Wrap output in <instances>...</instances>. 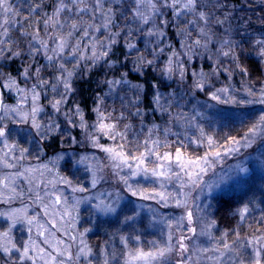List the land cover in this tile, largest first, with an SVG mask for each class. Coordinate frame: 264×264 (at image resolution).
Masks as SVG:
<instances>
[{
	"label": "snow or ice",
	"instance_id": "6c2138e0",
	"mask_svg": "<svg viewBox=\"0 0 264 264\" xmlns=\"http://www.w3.org/2000/svg\"><path fill=\"white\" fill-rule=\"evenodd\" d=\"M245 2L259 15L232 0H0V264H264V0ZM129 63L155 74L147 104ZM234 184L247 199L222 228L206 197Z\"/></svg>",
	"mask_w": 264,
	"mask_h": 264
},
{
	"label": "rangeland",
	"instance_id": "374dc122",
	"mask_svg": "<svg viewBox=\"0 0 264 264\" xmlns=\"http://www.w3.org/2000/svg\"><path fill=\"white\" fill-rule=\"evenodd\" d=\"M256 12L258 10L256 9ZM253 14V15H251ZM249 16H254V15H259L258 13H251ZM254 59H256L255 56H251ZM203 61H200L199 59H196L193 61V65L199 68ZM207 67H205V71H207ZM104 79V77H103ZM223 79V77H222ZM240 80L241 78L239 76L234 77L233 83L235 84L236 87L240 86ZM170 83V82H167ZM175 87V85H173ZM172 89H168V91H171ZM200 99H203L202 96L199 97ZM109 104H113V101L110 99L108 101ZM115 106L118 108L119 107V99L116 98L115 100ZM255 108H258L259 105L254 106ZM155 119L157 123H162V121L159 118V113L155 114ZM239 128V126H237ZM246 130V129H245ZM227 131V129H225ZM75 134V132H74ZM232 134H236L233 132ZM174 139V138H173ZM60 143V142H59ZM109 143H111L109 141ZM65 149H67V145H64ZM52 154H49V156ZM67 160V157H66ZM63 163V162H62ZM70 163V160L68 161ZM227 163H233L231 159L226 161ZM207 179V177H206ZM250 183L254 185L255 188H260L261 186V174L259 170L255 172V175L251 177ZM247 185H232L231 187L224 189V190H215L211 194L210 197H206V200L211 202V208L209 211L213 214L214 218L217 220V223L222 227H231L236 224V218L232 215V211L239 206V201L247 199V197L244 195V192L246 190ZM259 195V193H257ZM81 215L84 220H87V211H86V206L82 207L81 210ZM258 215V213H257ZM101 220L103 221H111V217H101ZM84 226H88L85 224ZM108 229L111 230L110 224L105 222L102 224V226L99 229H94V232L90 234L89 239L90 242L95 244V243H100L102 242L106 237L104 235V230ZM151 238V237H149Z\"/></svg>",
	"mask_w": 264,
	"mask_h": 264
},
{
	"label": "trees",
	"instance_id": "16d2710c",
	"mask_svg": "<svg viewBox=\"0 0 264 264\" xmlns=\"http://www.w3.org/2000/svg\"><path fill=\"white\" fill-rule=\"evenodd\" d=\"M260 0H256V3L259 4ZM232 3L235 4V7L239 10L241 8H243V11H238V15L245 17V16H249L251 13H253V11L249 10L247 8L246 2L245 0H232ZM231 6V5H230ZM258 12H259V8H257ZM255 12V13H258ZM253 15V14H251ZM169 33L170 35L168 36V40L171 41L175 46H179V38L175 36V30L174 29H169ZM140 45H143L144 41L143 39L139 40L137 42ZM123 44L121 43V45H118V48H122ZM119 55V52L117 53ZM256 59H254L253 57H249L248 61H246V63L248 64H252L255 63ZM20 61H16L14 63H10L8 66V70L11 71L13 74H15L16 69L20 66ZM131 68L132 65L129 63L127 65L126 68L122 69V71H129L131 72ZM154 73H151V71L149 70V75L147 76H139V79L137 80V76L138 74L135 72H131V77L133 79V82H139L141 84H144L145 87V92L147 93V100L145 101V104H147L149 101H151L152 99V90L150 89L149 85L154 83L155 81L152 79V77L154 76ZM103 79V75L100 74H94L92 75L90 78L86 77L83 81L80 82L79 84V88H80V99L82 101V103H86L88 105V107L92 106V99H93V95L94 93H96L97 91H99V89L97 88V83L98 81ZM145 81H147V83H145ZM149 111V115H148V120L151 121L153 119V114L151 113L150 110ZM51 143V141L49 142ZM55 147L57 149L60 148V143L57 140L55 143ZM46 152L49 154H52L51 151L46 150Z\"/></svg>",
	"mask_w": 264,
	"mask_h": 264
}]
</instances>
